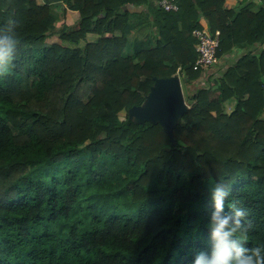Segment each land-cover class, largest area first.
<instances>
[{"label":"trees","instance_id":"obj_1","mask_svg":"<svg viewBox=\"0 0 264 264\" xmlns=\"http://www.w3.org/2000/svg\"><path fill=\"white\" fill-rule=\"evenodd\" d=\"M156 1L0 0L17 39L0 67V264H219L214 216L264 249V0ZM67 9L77 23L57 28ZM200 19L227 56L217 74L193 69ZM176 74L189 108L171 140L128 110Z\"/></svg>","mask_w":264,"mask_h":264},{"label":"water","instance_id":"obj_2","mask_svg":"<svg viewBox=\"0 0 264 264\" xmlns=\"http://www.w3.org/2000/svg\"><path fill=\"white\" fill-rule=\"evenodd\" d=\"M182 85L177 75L154 78V84L143 104L128 110L129 119L140 125L158 123L172 140V129L187 112Z\"/></svg>","mask_w":264,"mask_h":264},{"label":"clouds","instance_id":"obj_3","mask_svg":"<svg viewBox=\"0 0 264 264\" xmlns=\"http://www.w3.org/2000/svg\"><path fill=\"white\" fill-rule=\"evenodd\" d=\"M17 47V39L14 34H11V30H7L0 34V67H3L4 73L8 72L7 65L12 64L14 59L15 50ZM228 195V192L225 188L216 187L211 192V199L214 202L216 212L219 213L223 207V199ZM233 207V205H229ZM245 213L243 211H237L236 216L241 217ZM214 219L217 220V226L213 233L215 237H219L223 244L219 264H228V260L231 256V250L234 249L236 252L235 264H264V249L261 247H252L245 249L240 246L238 240H233L230 243L227 241L228 237H233L235 229L225 231L226 226L228 225V217L224 219H219L214 216ZM239 222H237L238 224ZM248 253L245 255V253ZM196 264H203L202 258L196 260Z\"/></svg>","mask_w":264,"mask_h":264},{"label":"built area","instance_id":"obj_4","mask_svg":"<svg viewBox=\"0 0 264 264\" xmlns=\"http://www.w3.org/2000/svg\"><path fill=\"white\" fill-rule=\"evenodd\" d=\"M155 4L159 9L166 12L178 11L176 0H157ZM193 35L196 38L195 51L197 53L193 69L205 72L218 66L220 62V58L217 55L219 31L210 33L209 30L201 28L194 30Z\"/></svg>","mask_w":264,"mask_h":264},{"label":"crops","instance_id":"obj_5","mask_svg":"<svg viewBox=\"0 0 264 264\" xmlns=\"http://www.w3.org/2000/svg\"><path fill=\"white\" fill-rule=\"evenodd\" d=\"M37 4H43L44 3V0H34ZM225 2V6L226 8L228 9H235L240 3H241V0H223ZM64 7H66V5H64ZM226 8H222L220 11H218L216 13V21L217 22H223L225 24L229 23L230 22V19H229V16H228V13L226 11ZM259 8V3H258V0H254V7H253V11H256L258 10ZM79 19V14L77 11H71V10H66L65 12V15L64 17L62 18L61 22L57 24V27H61V25H67V26H73L77 23ZM199 24L201 26V28L203 29H207L208 30V26H207V23L203 20V19H200L199 20ZM100 29V26L97 27L94 31H92L91 33L88 34V37L90 38H94L96 37L97 34H99V30ZM114 33L116 34H119V31H114ZM48 42L50 41V38L47 39ZM51 40H53V36L51 37ZM256 51H259V48H257ZM240 53H239V50L237 52H232L231 53V57L232 56H238ZM226 58L227 56H222L220 58V62L219 64H226Z\"/></svg>","mask_w":264,"mask_h":264},{"label":"rangeland","instance_id":"obj_6","mask_svg":"<svg viewBox=\"0 0 264 264\" xmlns=\"http://www.w3.org/2000/svg\"><path fill=\"white\" fill-rule=\"evenodd\" d=\"M118 27L120 26V24L118 23V25H117ZM57 28H60V25H59V27H57ZM100 30V29H99ZM98 30V31H99ZM81 45V44H80ZM223 65V64H222ZM221 64H218V66H216V67H214L215 69H214V71H215V74H217L221 69L222 70H224L225 68H222L223 66H222ZM224 67H226V65L224 66ZM211 70V69H210ZM210 70L208 71V72H210ZM212 73V72H211ZM176 75H178V74H176ZM178 77H179V79H180V81H181V85H182V91H183V96H184V99H185V102H186V104L188 105V100H187V92H188V86H186V84L184 83V81H183V79H182V77L180 76V75H178ZM202 80V79H201ZM204 80V79H203ZM212 85V83H210V82H208L207 83V87H209V86H211ZM194 86H195V88L196 87H199V86H204V85H202V83L201 84H194ZM233 104H234V102L233 101H228V102H225L224 103V109H225V112L226 113H230L231 111H232V109H233ZM188 107H189V105H188ZM123 116H124V113H121V118H123Z\"/></svg>","mask_w":264,"mask_h":264}]
</instances>
